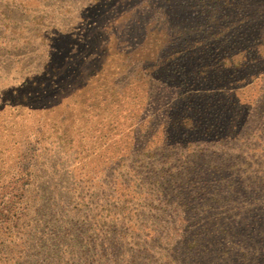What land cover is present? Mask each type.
<instances>
[{
	"label": "trees",
	"instance_id": "1",
	"mask_svg": "<svg viewBox=\"0 0 264 264\" xmlns=\"http://www.w3.org/2000/svg\"><path fill=\"white\" fill-rule=\"evenodd\" d=\"M140 4L122 12L127 20L134 17L137 7L143 17L157 4L166 6L153 10L152 22L137 20L141 25L131 30L134 37L121 40L119 49L100 61L58 50L47 65L50 75L42 70L20 83L27 91V102L22 95L14 99L18 89L12 88L9 98L0 103V264H20L27 252L5 248H18L20 239L12 231L24 220V209L18 215L3 207L9 202L2 200L7 188L26 176L25 170L11 173L5 167L21 144L39 153L54 147L62 157L84 162L117 137L143 132L146 142L141 146H153H148V151L154 159L151 174L155 182L169 188V196L183 197L170 204L178 211L175 216L184 218L178 221L187 230V217L205 223L214 217L212 206L200 202L207 189H223L221 184L214 185L221 182L223 169L230 162L208 166L209 154H216L210 149L224 139L222 149L231 150L229 140L234 150L244 149L245 131L241 130L253 118L256 104L264 100V0H155L154 4ZM123 33L125 36L126 30ZM47 75L56 89L61 83L69 94L60 90L50 97L43 80ZM257 81L258 94L251 101L244 100L242 92L257 86ZM168 87L183 92L171 94L173 103L161 116L151 114V108L145 112L148 100L159 106ZM52 101L55 104L50 105ZM8 108L12 112L6 113ZM240 153L235 156H242ZM159 155L166 157L158 160ZM170 158L175 162L167 168ZM40 159L39 154L32 156L29 166L35 169ZM5 179L13 183L5 185ZM229 193L239 194L237 184ZM182 207L187 211L185 217ZM243 221L234 222L230 230L236 236L258 233L256 248L233 264H264V235L258 241L264 224L259 223V216ZM244 226L249 232H244ZM190 239L189 247L198 243L193 235ZM208 242L201 240L200 247ZM38 245L36 242L29 249L36 251Z\"/></svg>",
	"mask_w": 264,
	"mask_h": 264
},
{
	"label": "rangeland",
	"instance_id": "2",
	"mask_svg": "<svg viewBox=\"0 0 264 264\" xmlns=\"http://www.w3.org/2000/svg\"><path fill=\"white\" fill-rule=\"evenodd\" d=\"M154 1L0 0V103L9 98L12 88L18 89L14 99L22 95L27 102V91L20 83L42 70L48 72L47 65L58 50L93 61L108 57L119 49L121 40L134 37L131 30L140 27V22H152L153 10L166 5L150 8L153 10L144 19L138 14L141 7L132 13L131 20L122 12L140 2L144 6ZM48 75L43 80L50 97L60 90L69 94L61 83L56 89ZM258 83L242 92L244 100L251 101L258 94ZM166 91L169 93L159 106L146 101L145 112L151 108V114L161 116L163 109L173 103L171 94L183 92L172 87ZM255 110L241 130L245 131L241 153L234 150L230 140L227 144L231 150L222 149L220 144H225V139L210 149L216 154L206 153L208 166L230 163L223 169L221 182L214 185L221 184L223 189H207L203 203L200 202L205 207L212 206L214 217L208 223L187 217V230L178 221L183 217L175 216L178 211L170 205L183 197L169 196V188L159 186L151 174L154 159L148 146L152 144L141 146L146 142L145 133L123 134L84 162L62 157L54 147L39 153L30 146L19 145L5 167L11 173L25 170L26 176L7 188L2 200L9 202L3 207L18 215L24 209V220L12 231L20 239L18 248H5L27 251L20 264H233L244 253L255 250L258 237V233L236 236L230 230L234 222L259 216V223L264 224V100L256 104ZM239 153L242 156L237 158ZM37 154L41 159L33 169L29 163ZM165 157L159 155L158 160ZM170 160L167 168L175 162ZM9 183L13 180L5 179L3 184ZM236 184L239 194L232 196L229 190ZM182 212L185 217L187 211L183 207ZM260 227L258 241L264 235V225ZM248 230L244 226V232ZM191 235L198 243L189 247ZM203 239L209 240L206 247H200ZM36 242V251L29 249ZM204 249L206 252H202Z\"/></svg>",
	"mask_w": 264,
	"mask_h": 264
}]
</instances>
